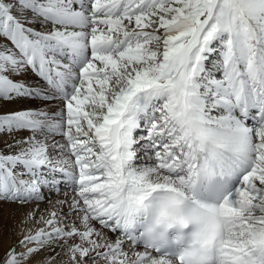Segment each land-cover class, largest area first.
<instances>
[{"label":"snow or ice","instance_id":"6c2138e0","mask_svg":"<svg viewBox=\"0 0 264 264\" xmlns=\"http://www.w3.org/2000/svg\"><path fill=\"white\" fill-rule=\"evenodd\" d=\"M4 203L0 264H264V0H0Z\"/></svg>","mask_w":264,"mask_h":264},{"label":"rangeland","instance_id":"374dc122","mask_svg":"<svg viewBox=\"0 0 264 264\" xmlns=\"http://www.w3.org/2000/svg\"><path fill=\"white\" fill-rule=\"evenodd\" d=\"M19 232V212L7 208L6 203L0 204V258L5 250L13 245L14 240L19 239Z\"/></svg>","mask_w":264,"mask_h":264},{"label":"bare ground","instance_id":"6f19581e","mask_svg":"<svg viewBox=\"0 0 264 264\" xmlns=\"http://www.w3.org/2000/svg\"><path fill=\"white\" fill-rule=\"evenodd\" d=\"M54 197V196H53ZM53 197H52V199H53ZM55 199H57V197H55L53 200H55ZM6 206H7V208H12V209H15L16 211H18L19 212V229H20V236H19V238H21V234H22V230L24 229V227H25V225H24V223L22 222L23 221V219H24V217H23V209L22 208H19V207H17L16 205H14V204H7L6 203ZM47 207V204H41V208L43 209V208H46ZM18 239H16V240H14V243H13V245L15 244V241H17Z\"/></svg>","mask_w":264,"mask_h":264}]
</instances>
